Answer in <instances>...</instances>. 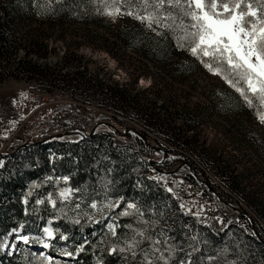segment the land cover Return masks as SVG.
<instances>
[{"label": "trees", "instance_id": "obj_1", "mask_svg": "<svg viewBox=\"0 0 264 264\" xmlns=\"http://www.w3.org/2000/svg\"><path fill=\"white\" fill-rule=\"evenodd\" d=\"M105 11L103 0H0V79L12 73L26 78L39 77V82L47 83L48 88H51L52 85L48 82L51 78L60 87L68 88L72 93L91 97L89 101L99 97L110 99V109L113 112L112 116L103 114V117L96 120L100 125L94 132H91L92 127L89 128L85 136L71 133L36 143L20 144L15 150L2 156L0 264H147L145 253L153 264H163L158 257L161 252L168 257L169 249L172 250L169 264H180V261L185 264H223L219 258L209 259V255L231 252L243 255L245 264H264V241L259 233L248 232L234 220L217 225L205 222L192 213L181 211L173 194L166 190L163 182L148 175L149 171L160 173L163 168L173 166V158L176 155L170 158L169 154L176 153L174 144L179 145L181 149L188 148L185 142L178 139L179 143L176 144L172 138L168 139V144L163 142L164 145H169L168 154L159 166H154L150 157L153 149L140 135L131 130L122 135L106 124L114 123L118 129L125 131L118 117L122 115L120 113L127 115L123 110L122 100L127 96L137 97L136 94L119 83L114 86V90L106 87L101 78L98 79L96 75L86 78L80 69L55 71L52 70L53 66L40 62L38 58H16L23 43L19 41L12 25L17 17L23 15H28L34 20L39 17L52 20L68 17L77 23L102 24L108 34L115 35L114 43L118 49L136 51L162 69L169 65L166 61H171L175 50L188 52L177 46L175 35L179 33L174 34L161 28L153 31L146 24L127 15L116 16V21V17L106 15ZM157 32L162 34L157 35ZM23 45L31 51L35 50L38 56L48 52V45L42 44L36 37L29 38V45ZM109 46L110 48L106 49L111 52L113 46L111 43ZM193 58L200 62L196 57ZM180 66L182 70L192 69V66L185 64ZM242 101L244 102L243 99ZM245 107L258 118L255 109L246 104ZM160 110L168 112L169 108L162 104ZM133 116L131 117L134 120L145 121L146 124L153 123L158 131L162 132L165 127L167 131H176L174 127L170 129L160 118H155L156 114L153 112ZM178 118H181L180 115H175V119ZM184 119L188 130L192 131L201 123L194 114ZM145 134L149 136L146 132ZM182 155L186 156L184 152ZM183 160L192 166L185 158ZM216 163V170L221 171L224 177L234 180L237 185V177L233 176L231 169L229 170L230 166ZM195 178L191 174L188 179L193 182ZM65 186L74 190L72 201H57V207L53 208L45 199L46 195L51 194L58 199L57 190ZM232 191L237 193L234 189ZM40 197L44 200L42 204H38ZM104 197L111 198L115 205H119L112 209L118 225L113 238L104 234L103 225L89 217L78 222L60 216L55 222L56 227L60 229L59 236L67 234L68 239H73L70 241L76 243H79L78 237H87L83 250L74 251L76 260L63 258L57 251L52 250L55 259L48 262L45 256L35 254L32 248L27 246L20 247L16 253L6 247L11 232L23 227L26 229L28 225L37 223L43 227L49 219L57 217L59 211H65L66 204V210L78 206L79 209H86L95 214L91 204L101 202ZM222 198L232 202L227 194ZM128 203H134L139 212L128 209ZM223 204L235 213L233 207ZM123 211L131 215H120ZM138 232H144V237L137 235ZM147 237H151V240ZM134 239L142 241L134 248L135 256L127 249L128 243ZM155 240H160L161 243L153 245L152 241ZM153 247L159 248L160 252H153ZM121 248L125 251L121 252ZM44 251L48 253L49 250L44 248Z\"/></svg>", "mask_w": 264, "mask_h": 264}, {"label": "rangeland", "instance_id": "obj_2", "mask_svg": "<svg viewBox=\"0 0 264 264\" xmlns=\"http://www.w3.org/2000/svg\"><path fill=\"white\" fill-rule=\"evenodd\" d=\"M115 19L117 21V17ZM12 26L19 41L23 44L29 45V38L36 37V40L48 45L47 54L38 56L35 50L31 51L29 47L22 44L21 48L19 47L17 59L38 58L40 62L53 66L52 70L55 71L58 69L62 72L80 69L86 78L96 75L98 79H102L106 87H111L113 90L114 86H118V83L122 84L125 89L137 95V97L127 96V98L124 97L125 100H122L124 102L123 110L127 115L120 114L125 116L127 124H131V127L136 131L144 132V134L146 132L149 136L145 135L149 140H152L154 145L162 144L164 146L166 153L169 150V145L166 146L163 142L170 143L168 140L170 138L175 140L176 144L180 140L189 146L186 149H181L179 145L173 143L176 153L169 152V157L172 158L176 155L173 158L174 165L163 168L164 172L162 173L148 172L149 176L157 177L163 182L166 190L173 194L181 211L185 212L186 205L183 206L182 199L177 194L193 186L195 189L200 188L207 192L212 198V203L215 204L212 216L205 222L217 225H223L231 220L236 222L237 214L219 201L213 189L221 197H224V194L228 195L225 191H231L235 207L246 205L247 217L257 219V229L264 241V125L246 109L237 92L223 79L210 73L190 53L182 50H175L172 53L171 61H166L169 65L166 66V69H162L158 64L136 51L118 49L114 43L115 35L108 34L106 27L102 24L77 23L68 17L53 20L39 17L34 20L28 15H23L17 17ZM109 43L113 46L111 52L106 49L110 48ZM181 64L192 66V69L182 70ZM39 81V77L26 78L13 73L0 79V122L3 118L10 116L14 109L16 89L21 85V90H32V83ZM48 82L52 85L51 88H48L49 91L53 89L58 93L67 94L69 98L83 104L84 107L74 105L70 113L72 118L77 119L86 131L91 127L97 128L100 124H97L96 120L103 117V114L109 115L106 111L111 110L110 99L99 97L89 101L91 97L72 93L68 88L60 87L51 78ZM162 104L169 108L168 112L160 110ZM151 112L155 113V118H160L170 129L174 127L175 132L178 133L175 134L173 129L174 133L167 131L166 127L162 132L158 131L153 123L146 124L145 121L141 122L131 117L135 114ZM177 114L181 118L175 119ZM192 114L197 115L201 121L199 127L194 131L188 130L187 122L184 119ZM93 123L95 124L93 125ZM85 135L79 134L78 136ZM50 138L52 137L44 140ZM40 141L43 140L26 141L24 144ZM182 152L185 153V157ZM7 153L0 154V165L3 163L2 156ZM150 157L154 162H159L153 164L154 166H159L164 158L163 153L155 149L150 153ZM178 158L182 159L178 160ZM183 158L195 167L197 178L193 182L188 179L193 174L192 166L189 167L188 163H184ZM216 162L223 166H230L229 170L231 169L233 176L237 177V185L234 180L224 177L221 171L216 170ZM207 181L213 182L216 188L206 189L205 182L207 183ZM65 189L71 190L66 199L61 196V192ZM231 189L236 190L237 193ZM57 191L58 199L51 194H47L45 198L53 208L57 207V201L59 203L72 201L74 190L71 187H60ZM221 191L224 194H221ZM43 201V198H38V204H42ZM109 203L113 207L105 206ZM96 205L95 214H91L86 209H79L78 206L66 210V204L65 211H59L57 217L49 219L43 227L37 223L28 225L26 229L23 227V229L19 228L11 232L6 247L16 253L19 252L20 247L27 246L32 248L35 254L45 256L48 262L55 259L52 250L57 251L63 258L76 260L74 251L84 247L87 237L84 235L78 237L79 243H76L70 241L73 239H68L67 234L59 236L60 229L56 227L55 222L59 220L60 216L78 222L89 217L103 225L104 234L113 238L115 235L109 230L108 225L115 226L116 234L118 225L112 212L116 206L115 203L111 198L104 197ZM191 213L203 218L202 210H191ZM237 224L248 232L256 233L244 223ZM45 228L52 230V238L46 236ZM21 237H26L28 243H24ZM101 237L100 239H102ZM45 243L49 245L47 247L49 254L43 251ZM66 253H70V255ZM184 258H187L186 254ZM216 258H219L223 264H245L246 262L245 257L239 252L209 255V259Z\"/></svg>", "mask_w": 264, "mask_h": 264}, {"label": "snow or ice", "instance_id": "obj_3", "mask_svg": "<svg viewBox=\"0 0 264 264\" xmlns=\"http://www.w3.org/2000/svg\"><path fill=\"white\" fill-rule=\"evenodd\" d=\"M103 3L105 14L110 17L127 15L153 31L161 28L179 33L175 35L177 46L223 79L249 108L256 110L259 121L264 123V0H111L110 3L103 0ZM70 192L65 189L61 196L66 199ZM105 206L113 207L111 203ZM91 207L95 209L96 203ZM127 208L139 212L134 203H128ZM120 215L131 213L123 211ZM108 228L115 235V226L109 224ZM44 232L47 237H53L51 229L45 228ZM137 235L144 237V232ZM21 239L28 243L26 237ZM141 242L134 239L128 243L127 249L133 256L136 254L134 248ZM152 243L159 245L161 241ZM48 246L44 244L45 248ZM152 251L160 252V249L153 247ZM144 256L147 264H153L147 253ZM171 256L169 249L168 257L161 252L158 259L169 264ZM180 264L185 262L180 261Z\"/></svg>", "mask_w": 264, "mask_h": 264}, {"label": "built area", "instance_id": "obj_4", "mask_svg": "<svg viewBox=\"0 0 264 264\" xmlns=\"http://www.w3.org/2000/svg\"><path fill=\"white\" fill-rule=\"evenodd\" d=\"M74 105L83 106L81 102L69 98L67 94L49 91L47 83H32V90H21L20 85L15 92V104L11 115L3 118L0 122V154L9 152L11 149H15L17 144H23L31 139H44L67 132L75 135L87 134L88 132L80 122L71 116L70 111ZM106 113L113 115L112 110H108ZM118 117L125 130L127 127H131V124L125 122V116ZM140 133L144 135V132ZM149 141L152 143V140ZM161 147L164 148V146ZM209 187L216 188V185L213 182H205V188L209 189ZM225 192L228 193L232 204H234L232 192ZM177 195L182 198L183 205H186V212L202 210L203 221L212 216L215 204L203 189H195L191 186ZM236 208L240 210L239 212L235 211L237 214L236 223H244L252 231L259 233L257 219H250L246 215L247 206Z\"/></svg>", "mask_w": 264, "mask_h": 264}, {"label": "water", "instance_id": "obj_5", "mask_svg": "<svg viewBox=\"0 0 264 264\" xmlns=\"http://www.w3.org/2000/svg\"><path fill=\"white\" fill-rule=\"evenodd\" d=\"M106 124H107L108 126L114 128V129H116L117 132H118L119 134H122V135L125 134L126 132L130 131V130H133V131L136 132L138 135H140V136H141V137H142V138H143V139H144V140H145V141H146V142H147V143H148L153 149L162 152L164 158L166 157V154H167V153H166V151H165L164 148H162V147L159 146V145H154L153 143H151V142L147 139V137H146L145 135H143L142 133H140V132L134 130L132 127H127L125 131H122V130L118 129L117 126H116L114 123L107 122ZM95 129H96V128H94L91 132H94ZM69 134H71V133L67 132V133L60 134L59 136H62V135H69ZM156 163H159V162H154V161L152 162V164H156ZM188 166L191 167L190 164H188ZM191 169H192V171H193L194 176L197 178V173L195 172V169H194L193 167H191ZM160 172L162 173V172H164V171H163V170H160ZM213 192H214V194L218 197L219 201H221L222 203H225L226 205H229V206L233 207L235 211H238V212L240 211L238 208H236V207L234 206V204H232V202H229L228 200L223 199V198L220 196V194H219L216 190L213 189Z\"/></svg>", "mask_w": 264, "mask_h": 264}, {"label": "bare ground", "instance_id": "obj_6", "mask_svg": "<svg viewBox=\"0 0 264 264\" xmlns=\"http://www.w3.org/2000/svg\"><path fill=\"white\" fill-rule=\"evenodd\" d=\"M139 132V131H138ZM77 135H79V134H77ZM145 135V134H144ZM146 136V135H145ZM48 137H57V136H48ZM48 137H46V138H48ZM147 137V136H146ZM46 138H44V139H46ZM44 139H31V140H44ZM147 139H149L148 137H147ZM31 140H27V141H31ZM26 142V141H25ZM24 142V143H25ZM23 143V144H24ZM18 145H20V144H18ZM17 146V145H16ZM13 150H15V149H11L10 151H13ZM3 153H7V152H3ZM2 154V153H1ZM179 197V196H178ZM180 199H182L181 197H179ZM184 206V205H183ZM185 212H186V209H185Z\"/></svg>", "mask_w": 264, "mask_h": 264}, {"label": "flooded vegetation", "instance_id": "obj_7", "mask_svg": "<svg viewBox=\"0 0 264 264\" xmlns=\"http://www.w3.org/2000/svg\"><path fill=\"white\" fill-rule=\"evenodd\" d=\"M167 154H168V153H167ZM167 154H166V155H167ZM165 158H166V157H165ZM165 158H163V161L165 160ZM163 161H162V162H163Z\"/></svg>", "mask_w": 264, "mask_h": 264}]
</instances>
